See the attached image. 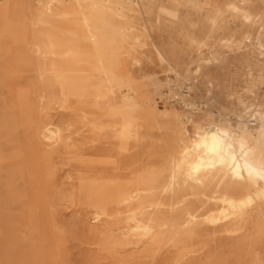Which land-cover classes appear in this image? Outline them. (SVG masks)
<instances>
[{"label": "rangeland", "instance_id": "obj_1", "mask_svg": "<svg viewBox=\"0 0 264 264\" xmlns=\"http://www.w3.org/2000/svg\"><path fill=\"white\" fill-rule=\"evenodd\" d=\"M232 2L239 10L223 0H0V264H264L263 201L227 224L207 220L219 212L209 195L190 193L199 219L183 228L163 192L181 140L210 128L264 157V0ZM74 43L81 70L55 54ZM75 78L90 107L66 89ZM123 187L139 197L99 205ZM151 204L176 229L134 234V214Z\"/></svg>", "mask_w": 264, "mask_h": 264}, {"label": "bare ground", "instance_id": "obj_2", "mask_svg": "<svg viewBox=\"0 0 264 264\" xmlns=\"http://www.w3.org/2000/svg\"><path fill=\"white\" fill-rule=\"evenodd\" d=\"M223 6L226 8L233 7L239 10L232 0H223ZM80 40L76 41V43L80 42L82 44ZM54 44L56 45V43ZM60 46L55 48V54L61 59L63 66L71 70L76 68L81 70V66L79 68V65H81V61H83L85 50L82 48H84V46L79 47L75 43L63 46V48H60ZM261 47L262 50H264V45H261ZM89 55L91 56V54ZM58 68L57 64V69ZM65 86L72 95L71 98L77 99L82 106L90 107V101L83 98L80 94L78 79L75 78L68 81ZM129 90L130 88L128 87L127 92ZM127 92L124 94L123 91L121 92L118 88H115L111 89L109 95L117 99L119 108L128 109L132 105V98ZM110 102L114 103L112 101ZM253 116H256V113L252 114L250 117ZM215 131L217 130L210 128V135L200 134L198 138L191 140L189 143L181 140L183 148L178 157L174 158L172 161V171L165 187L166 189H164L163 192H168L169 195L175 199L173 204L176 210L183 213V228L191 227L193 224L197 223L199 219V214L193 211L189 206L188 194L193 192L206 196L209 195V198L213 200L214 205L218 209V214H210L207 220H220L227 224L243 221L245 218V207L252 204L254 199L263 201L264 203V185L261 184H264V165L261 166L259 164L261 159L257 156L258 152L251 150L243 137L239 134H231L229 136L221 134L219 137H215L213 136ZM55 136H57V134L52 130L46 129L44 131V137L47 139H51ZM261 161L264 162V157ZM131 179L135 180L133 177ZM104 180L106 179L104 178ZM114 181L116 182V180ZM135 184L133 183V185ZM109 187L110 186H108V188ZM238 189H241L242 193H239L237 191ZM245 190H250L251 194L244 192ZM111 191L99 198L98 203L100 206L106 205L105 207H107L106 203L109 199H120L124 196L138 198L140 193L139 189L130 187H128V189L124 188L123 190L116 189ZM153 206L154 204L142 206L138 212L134 214L132 228L134 234L147 236L151 234L153 229L157 226L164 228L169 226L172 230L176 229L173 223H168V225L165 226L161 224L162 222L157 221L153 215ZM257 209L261 211L260 207ZM239 225L241 226V224ZM234 228L236 229V227Z\"/></svg>", "mask_w": 264, "mask_h": 264}]
</instances>
